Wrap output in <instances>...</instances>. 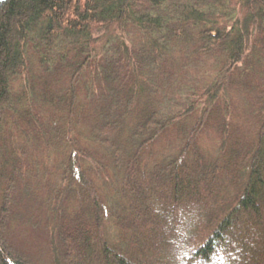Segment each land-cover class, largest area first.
<instances>
[{"label":"trees","instance_id":"1","mask_svg":"<svg viewBox=\"0 0 264 264\" xmlns=\"http://www.w3.org/2000/svg\"><path fill=\"white\" fill-rule=\"evenodd\" d=\"M21 227L51 264H264V0H0V264Z\"/></svg>","mask_w":264,"mask_h":264},{"label":"rangeland","instance_id":"2","mask_svg":"<svg viewBox=\"0 0 264 264\" xmlns=\"http://www.w3.org/2000/svg\"><path fill=\"white\" fill-rule=\"evenodd\" d=\"M209 66L210 63H207L204 65V69L201 68V66L193 70L191 75L186 77L189 84H197L200 86L205 83L206 75H204L202 71L207 72L210 70ZM201 69L202 71H200ZM215 137L216 136L210 131L209 133L202 134L200 140L202 145H206L213 151L218 143ZM47 158L50 169L55 172L57 157L51 155ZM14 241L31 259L32 264H51L48 246L45 240L35 232L28 230L26 227L18 228L14 232Z\"/></svg>","mask_w":264,"mask_h":264}]
</instances>
